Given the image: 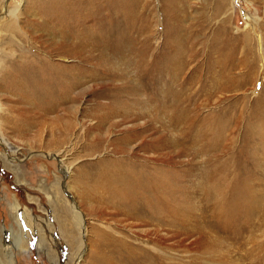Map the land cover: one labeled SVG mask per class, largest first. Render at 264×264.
<instances>
[{
    "label": "bare ground",
    "instance_id": "bare-ground-1",
    "mask_svg": "<svg viewBox=\"0 0 264 264\" xmlns=\"http://www.w3.org/2000/svg\"><path fill=\"white\" fill-rule=\"evenodd\" d=\"M187 2L188 0H159L160 5L156 7L153 0H30L23 10L30 12L31 17L23 20L24 25L20 21L24 12L18 14L14 9H4L8 20L0 25V97L3 96L12 105L8 107L10 114L2 115L0 121L11 129L17 130L22 123H31L38 116L56 113L59 109H62L63 117L67 116L68 110L82 98L85 92L83 85L87 79L98 80L97 84L104 82L100 87H105L91 91V104L81 112L83 117L96 119L91 130L102 127L104 122L116 116H131L132 108L135 107L151 110L166 108L170 114L168 118L173 122V130L182 126V130L176 133L183 136H174L172 132L165 133V126L159 124L150 127L159 122L160 116H151L145 112L147 119L142 126L135 124L121 138L110 143L113 158L97 163L98 171L94 179L100 196L94 197L111 207L113 213L123 214L133 220L131 223L134 224L131 226L144 227L141 229L143 234L150 238L145 240V244H139L128 240V237L121 233L113 237L106 233L101 243L106 246V254L101 258L106 263L184 262L179 255L167 253L172 249L171 246L163 248V245H160L158 239L162 236H181L183 241L194 237L193 241L183 243H186L185 249H188V252L192 248L187 246L188 244L198 243L197 247L202 249L204 246L224 244L220 250L212 247L218 255L207 251L199 254V251L185 264H233L230 247L235 246L233 243L236 242H240L237 246L243 247L244 251L241 252H244V258L251 261L250 264L264 262V240H258L254 233L260 225L254 213L253 219L249 216L241 222H230L225 215L226 210L218 212V206L208 205L209 203L201 206L188 205L187 195H184L189 188V181L191 182L188 179L196 178L194 170L199 172L201 168L204 173L209 174L212 170L217 173L223 168L220 172L225 171L223 173L228 175L226 170H229L232 155L223 160L206 158L204 163L200 164L203 165L201 167L199 163L194 162L192 148L195 145L192 146V143L199 137L210 142L217 140L220 135L217 126L224 124L229 113L232 115L235 105L225 104L218 112L212 110L205 115L200 113L204 106L209 105L214 98L217 99L218 93L228 91L231 79L229 80L227 75L228 64L224 62H219L220 73L211 77L209 83L204 85V90L196 88L199 81L196 75L197 67H192L191 74H186L188 64L197 56L194 41L191 35H188V28L183 25ZM0 8L2 9L1 5ZM226 12V0L215 1L212 14H223L219 30L224 35L227 34ZM211 19L209 16L204 20L206 27ZM241 38L247 47L245 53L251 55L252 33H243ZM223 42L221 40V43ZM258 49H262L260 38ZM70 58L73 62L64 64ZM163 96H171V103L161 102ZM250 107L253 110L252 115L247 114ZM239 111L236 123L233 124L234 130L245 126V141L261 133L263 135L264 95L257 96L255 103L250 106L242 100ZM73 125L65 127L67 136L73 130ZM86 130L82 134L90 135ZM151 131L157 134L160 140L145 146L144 141ZM230 135L232 140V128ZM139 138V150L142 154L136 153L131 146ZM181 141H186V147ZM259 143L244 142V148L241 150H257ZM0 144L2 145L1 141ZM212 146L208 144L209 152L215 149ZM171 149L179 152H173ZM187 149L190 152H185ZM124 150L127 153H122ZM205 150L206 146L202 145L201 151L196 153L205 154ZM117 154L121 155L116 156ZM183 155H190L191 158L181 161ZM256 160L252 159L251 163L257 167L259 161ZM247 162L243 159V166ZM239 183L241 188L249 186L246 181ZM73 209L76 223L83 227L81 211L76 210V205H73ZM201 212L204 215L197 217ZM217 222L221 229L224 226L227 230L229 227L234 231L224 234L214 231ZM243 229L244 234L240 233ZM2 231L0 228V264H11L13 248L22 249L26 243L17 242L15 235L10 234L13 246L8 245L11 243L7 239L9 233L3 235ZM3 256L6 258L3 259Z\"/></svg>",
    "mask_w": 264,
    "mask_h": 264
},
{
    "label": "rangeland",
    "instance_id": "rangeland-1",
    "mask_svg": "<svg viewBox=\"0 0 264 264\" xmlns=\"http://www.w3.org/2000/svg\"><path fill=\"white\" fill-rule=\"evenodd\" d=\"M29 1L0 0L2 7V9L0 8V25L8 20L4 11L5 8L14 9L18 14L24 12L20 19L21 24L24 25L23 20L31 17L30 12L23 10L24 7L28 6ZM215 1L217 0H188L187 2L183 25L188 28V35H191V39L194 41L197 56L188 64L185 72L189 75L191 68L197 67L196 75L199 81L196 88L204 90V85L209 83L211 77L220 73L219 62L227 63V75L229 80L231 79L230 85L228 84V91L218 93L217 99L214 98L209 105L204 106L200 113L205 115L212 110L218 112L225 104L235 105L232 115L229 113L224 124L217 126L216 129L220 132L218 139L210 142L206 138H196L192 146L197 147L194 146L192 151L194 152V162L199 163V166L204 163V159L209 157L223 160L232 155L233 159L229 163V170H226L228 175L223 173L225 171L220 172L223 168L217 173L212 170V174L204 173L201 168L199 172L194 170L193 173L197 174L196 178L190 177L188 179L191 182L189 181V188L184 195H187L188 205L201 206V204L209 203L208 205H217L219 207H217L218 212L226 210L225 215L230 222L232 220L241 222L249 216L253 219L252 213H254L255 219L260 224L254 233L257 235V239L262 242L264 240V133L248 140L250 143L260 142V147L257 150L242 151L244 142L248 143L245 141L247 138L245 126L234 130L233 124L236 123L240 113L239 105L242 100L248 102L250 106L255 103L257 96L264 95V0H226L228 20L226 35L219 30L223 14L215 16L212 14ZM153 2L156 7L160 5L159 0H153ZM209 16L212 19L208 21L209 24L206 27L207 23L204 20ZM246 32L252 33L250 46L253 53L251 55L245 53L247 47L244 46L241 38L242 34ZM259 38L261 50L258 49ZM221 40L224 42L221 43ZM72 62V58H70L64 64ZM98 82V80L87 79L83 85L85 92L82 98L68 110L65 117L62 116V109H59L56 110V113L38 116L31 123H22L17 130L11 129L0 121V141L2 143V145L0 144V228L3 230V235L9 233L7 239L11 243L8 245L13 246V238L10 234L15 235L17 242L26 243L22 249L15 250L13 248L14 255L11 264H116V262L106 263L102 261L107 251L106 246L101 244L106 233H109L108 236L111 237L121 233L126 235L128 240H133L139 244H145V240L148 238L141 230L144 227L131 226L134 224L131 223L133 220L126 218L123 214L113 213L111 207L102 202L101 199H96L100 196L94 179L98 171L97 163L113 158L114 153L110 143L114 139L121 138L135 124L138 127L142 126L147 119L146 113L151 116L157 114L160 116L159 122L150 127L160 124L166 127L165 133L172 132L174 136H183L181 133L177 134L182 130V126H179L178 131L173 130V122L169 120L170 114L166 108L159 107L151 110L135 107L132 108L131 116H116L110 121L104 122L102 127L91 130L96 119L83 117L81 112L83 108L86 109L91 104V91L105 88L104 86L100 87L104 82L97 84ZM170 97L163 96L161 102L171 103ZM11 105L12 103H9L3 96L0 97V117L10 114L8 107ZM134 111L137 115H133ZM247 114H253L251 107ZM69 124L74 125L73 130L67 136L65 127ZM241 124L244 125L243 122ZM167 125L171 127H167ZM229 127L234 132L233 141ZM84 130L88 131L90 135L82 134ZM159 140L160 137L151 131L146 137L144 145L150 146L152 143H158ZM140 142L141 138L135 140L131 146L136 153L142 154V151L139 150ZM185 142L181 141L184 147L187 145ZM208 144L213 145L215 149L209 152ZM202 145L206 146L205 151L207 153H196L201 151ZM171 151L179 152V150L174 151V149ZM185 152H190V150L187 149ZM122 153H127V151L124 150ZM149 154L153 153L149 152ZM118 155L121 154L116 156ZM190 158V155H183L180 160L187 161ZM254 158L259 161L257 167L251 163ZM243 159L248 161L245 166H243ZM165 161L172 162V160ZM210 174L212 177H209ZM221 174L224 175V178ZM212 179L213 181H211ZM244 181L249 186L241 188L238 183ZM216 187L217 189H215ZM189 191H193V193ZM196 202L197 204H195ZM73 205H76L78 208L76 210L82 213L83 227L76 223ZM199 215L204 214L201 212L197 217ZM215 224L216 227L214 226L213 230L220 234L234 231L229 227L227 230L224 226L221 229L218 225L219 222ZM240 233L244 234V229ZM162 237H158L160 245H163V248L171 246L172 249L167 253L179 255L180 259L184 260L181 264L187 263L186 261L190 260L194 253L196 255L200 251L199 254H203L207 251L214 254L213 246L216 250H220V247L224 246V244H221L222 246L213 244L212 247L204 246L205 248L202 249L200 246L197 247L198 243H193L187 245L192 247L191 251L188 252V249H185L186 243L194 237H189L184 241L181 240V236L176 238L164 236L163 239ZM184 242H186L185 245ZM238 243L240 242L233 243L236 248L235 246L230 247L233 264H250L251 261L244 258V252H241L244 251L243 247H238ZM224 252L227 253V251ZM215 254L218 255L217 252ZM2 258L5 259L6 257L3 256ZM159 264L163 263L159 262Z\"/></svg>",
    "mask_w": 264,
    "mask_h": 264
}]
</instances>
